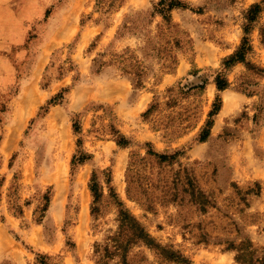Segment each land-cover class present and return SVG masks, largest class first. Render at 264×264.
<instances>
[{"label": "rangeland", "instance_id": "1", "mask_svg": "<svg viewBox=\"0 0 264 264\" xmlns=\"http://www.w3.org/2000/svg\"><path fill=\"white\" fill-rule=\"evenodd\" d=\"M157 1L0 0V264H240L228 239L264 247V10L250 34L256 68L223 63L262 0H187L171 22L150 15ZM124 52L143 86L116 63L93 71L100 53ZM221 70L230 85L218 90ZM78 150L90 158L73 167ZM119 201L188 261L118 234Z\"/></svg>", "mask_w": 264, "mask_h": 264}, {"label": "trees", "instance_id": "2", "mask_svg": "<svg viewBox=\"0 0 264 264\" xmlns=\"http://www.w3.org/2000/svg\"><path fill=\"white\" fill-rule=\"evenodd\" d=\"M191 7L190 3L187 0H159L154 4L153 10L150 12V15L154 16L156 14H160L167 22L172 21V10L174 8H188ZM264 10V0L260 2H254L251 4L249 9L246 12L247 21L244 25V35L242 37L240 45L237 49L225 57L223 60L224 69H229L234 66L238 62L245 63L249 68H256L253 62L248 59L249 52L253 49V45L251 43L250 34L254 29L255 22L258 20L261 12ZM49 9L46 11V15H48ZM132 26L128 24V21L121 25L119 28V33L124 34L126 31L132 29ZM263 30V29H262ZM105 53H100L99 56L93 58L92 69L95 72H100L103 68L110 64L116 63L121 66L124 72H128L132 74V80L136 87L143 86L144 83V70H130L127 66V61L130 60L131 56L124 53H114L113 57L110 59L102 58ZM257 70L264 73V67H257ZM215 83L218 90H223L230 85V81L228 77L225 75L224 71H219L215 76ZM68 88H63L62 91L58 92L56 95L51 97L47 105L44 106V110L47 111L51 104H56L62 101L65 98V92ZM222 105V98L220 94H217L215 101L213 102L212 109L209 112V118L206 121L205 126L203 127L199 140H206L211 133V127L214 123V116L219 112ZM151 108H149L145 113L149 112ZM74 130L79 133L81 132V124L79 120L74 121ZM81 138L78 139V144L81 145ZM118 144L121 146L128 145L131 140L124 134L120 133V137L117 140ZM79 151V150H78ZM149 152L157 155L161 159H170L176 156L179 151H176L173 154L161 153L158 151L149 148ZM90 158V154L85 153L80 150L73 155L72 164L75 167L77 164L82 163ZM97 174L94 173L92 176V182L90 183V188L93 192L94 199L97 201L102 196V190L100 189V183L96 179ZM194 196L197 198L199 194L204 196V193L200 191L199 193L193 192ZM49 200V197L47 196ZM119 220H120V229L119 233L129 232L131 236L135 239H141L148 245L152 247H156L159 249L160 253L164 255L166 258L178 261V262H187L188 258L183 255L181 252L174 250L171 247L165 246L158 242L151 233L144 227V225L140 222V220L131 212L130 209L124 206L122 201H119ZM226 245V249L235 251V259L240 264H264V247L258 246L254 243L253 239L249 235H242L239 241L236 239H228ZM117 246V245H116ZM44 262V255H39Z\"/></svg>", "mask_w": 264, "mask_h": 264}, {"label": "bare ground", "instance_id": "3", "mask_svg": "<svg viewBox=\"0 0 264 264\" xmlns=\"http://www.w3.org/2000/svg\"><path fill=\"white\" fill-rule=\"evenodd\" d=\"M30 108H31V107L28 108V111H30ZM28 111H27V112H28ZM24 120H25V117H24V116L21 117V118H19L18 123H17L16 126H18V128H19V126L21 125V123H22ZM13 132H15V130H14ZM13 132H12V133H13ZM12 133H11V134H12ZM11 134H10L9 138H12V135H11ZM14 134H15V133H14ZM8 142H9V140L7 141V144H8ZM7 144H5V145H7Z\"/></svg>", "mask_w": 264, "mask_h": 264}, {"label": "crops", "instance_id": "4", "mask_svg": "<svg viewBox=\"0 0 264 264\" xmlns=\"http://www.w3.org/2000/svg\"><path fill=\"white\" fill-rule=\"evenodd\" d=\"M1 143H2V142H1ZM1 143H0V145H1V146H0V149L3 151V149H2V145H3V143H2V144H1ZM9 147H10V146H9ZM3 152H4V151H3Z\"/></svg>", "mask_w": 264, "mask_h": 264}]
</instances>
